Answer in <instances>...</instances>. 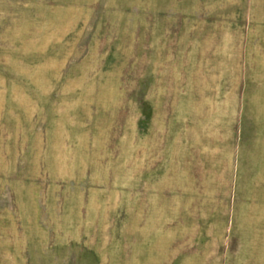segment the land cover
I'll return each instance as SVG.
<instances>
[{
    "label": "rangeland",
    "instance_id": "obj_1",
    "mask_svg": "<svg viewBox=\"0 0 264 264\" xmlns=\"http://www.w3.org/2000/svg\"><path fill=\"white\" fill-rule=\"evenodd\" d=\"M0 264H264V0H0Z\"/></svg>",
    "mask_w": 264,
    "mask_h": 264
}]
</instances>
